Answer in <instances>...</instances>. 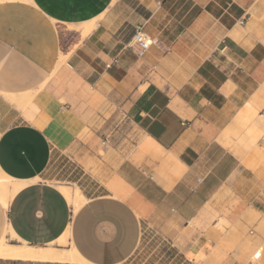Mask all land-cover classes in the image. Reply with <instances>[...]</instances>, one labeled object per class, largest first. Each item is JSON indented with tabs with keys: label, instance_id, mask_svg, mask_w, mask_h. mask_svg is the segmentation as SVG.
<instances>
[{
	"label": "crops",
	"instance_id": "crops-1",
	"mask_svg": "<svg viewBox=\"0 0 264 264\" xmlns=\"http://www.w3.org/2000/svg\"><path fill=\"white\" fill-rule=\"evenodd\" d=\"M139 26L157 40L143 57L129 45ZM92 103L111 105L118 128L96 127ZM18 133L47 158L37 181L0 203V240L74 246L84 259L58 264H124L143 221L165 210L184 226L229 195L263 201L264 0H0L3 166ZM120 135L135 141L121 160ZM61 155L102 189L78 185L88 199L78 210L48 175ZM253 209L262 226L264 208Z\"/></svg>",
	"mask_w": 264,
	"mask_h": 264
},
{
	"label": "rangeland",
	"instance_id": "rangeland-1",
	"mask_svg": "<svg viewBox=\"0 0 264 264\" xmlns=\"http://www.w3.org/2000/svg\"><path fill=\"white\" fill-rule=\"evenodd\" d=\"M88 96L94 100L95 92L91 90ZM92 107L103 111V119L92 121L96 127L109 131L118 128L121 121L117 118L116 111L107 120L112 111L111 105L92 103ZM250 132L251 130L247 128V133ZM105 139L107 140L106 137ZM109 140H112L111 137ZM114 140L119 145L125 144L119 153L120 160L129 154L126 144H129L128 142L135 144V141L130 139L126 141V137L121 135ZM132 144L129 145L132 146ZM102 155L106 156L104 151ZM262 161L264 162V159ZM48 175L51 182L57 185H66L71 188L80 185L82 189L86 188L90 191L88 196H96L91 194H99L102 191L95 186L89 176L83 175L75 162L65 155L55 157ZM261 196L264 199V195ZM254 206L264 208V200L254 201L242 198L240 195H229L224 200L220 199L207 204L196 218L184 226L182 223L175 226L176 222L173 221L171 213L165 210L167 216L163 221L157 218L143 221L140 244L132 257L124 264H192L191 259L196 264H251L254 262L253 254L256 248L264 247V238H261L264 235V222L262 226L251 223L255 213ZM8 242L21 244L16 239H9ZM53 245L59 247L56 244ZM192 245H195L197 251H192ZM0 264L58 263L0 259Z\"/></svg>",
	"mask_w": 264,
	"mask_h": 264
},
{
	"label": "bare ground",
	"instance_id": "bare-ground-1",
	"mask_svg": "<svg viewBox=\"0 0 264 264\" xmlns=\"http://www.w3.org/2000/svg\"><path fill=\"white\" fill-rule=\"evenodd\" d=\"M96 25V20L84 24L81 38L83 39V37L89 34ZM59 61L60 64L65 62L64 54H61ZM6 97L19 107L24 106L29 101V98L20 95L14 97L6 94ZM9 140H17L18 156L14 157L13 165L3 166L0 164V203L4 209L8 208L9 201L21 187L39 179V172L47 158L20 133ZM17 172L18 176L15 174ZM61 189L75 210H78L88 200L78 186L72 189L71 187L62 185ZM10 232L14 237L15 234L11 228ZM8 240L9 238L6 235L0 240V259L50 263H81L84 261L74 246L61 250L52 244L36 246L25 242L21 244L9 243ZM67 243L66 236L58 240V244L67 245Z\"/></svg>",
	"mask_w": 264,
	"mask_h": 264
},
{
	"label": "built area",
	"instance_id": "built-area-1",
	"mask_svg": "<svg viewBox=\"0 0 264 264\" xmlns=\"http://www.w3.org/2000/svg\"><path fill=\"white\" fill-rule=\"evenodd\" d=\"M156 42V39L147 33L142 26H139L137 27L129 45L138 57H143ZM251 233L253 234L254 232L252 231ZM262 255L263 246H258L253 254V260L259 261L262 258Z\"/></svg>",
	"mask_w": 264,
	"mask_h": 264
}]
</instances>
